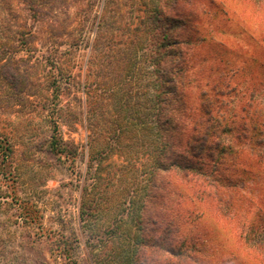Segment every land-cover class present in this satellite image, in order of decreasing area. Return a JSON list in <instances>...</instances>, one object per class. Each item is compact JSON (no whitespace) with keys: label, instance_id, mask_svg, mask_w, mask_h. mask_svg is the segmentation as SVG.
<instances>
[{"label":"rangeland","instance_id":"374dc122","mask_svg":"<svg viewBox=\"0 0 264 264\" xmlns=\"http://www.w3.org/2000/svg\"><path fill=\"white\" fill-rule=\"evenodd\" d=\"M174 4L169 0L165 6L163 24L167 26V38L173 41L190 36L192 41L186 52L189 64L181 74L177 101L168 95L166 104L167 108H183L170 113L180 123L181 140L187 138L193 125L192 117L199 107L202 91L221 93L213 103L214 109L223 115V126L234 129L220 135L225 152L212 151L213 156L204 157L202 164L192 158L188 160L201 167V175L190 172L180 176L173 168L156 166L160 158L158 125L154 119L156 101L149 99L148 104L155 109L149 113L152 131L142 138L144 155L134 168L122 170L125 175L120 182L116 181L118 189L115 185L113 188L121 195L123 184L136 183L137 215L144 228H155L148 221L160 212L164 196L165 214L158 218V228L147 234L160 236L167 228L174 239L187 237L186 243L197 258L196 264H264V135L251 139L254 130H264V118L258 120L257 116L258 110L264 109V0H180L183 14L190 21L188 26L196 33L188 31V27L184 31L174 26ZM175 49V43L167 47V64L175 58ZM86 50L80 49L75 55L79 64L75 71L80 78H83ZM100 62L101 57L97 59L96 71L102 66ZM142 66L150 69L145 63ZM37 87L42 94L44 86ZM30 99L29 114L11 113L1 119L14 144L11 168L17 177L0 185V194H9V204L0 207V264H95L90 258L96 254L95 248L100 256L108 253L111 256L117 247L132 250L125 241L103 245L99 237L100 226L106 224L104 220L112 205L109 202L115 199L108 187L102 199L109 198L99 205V211L90 221L96 231L78 217L83 183L92 170L90 145H100L102 135L97 133L95 142H91L82 119L77 117L73 122L67 118L59 122V136L61 142L73 143L75 148L60 156L53 154L47 149V139L53 129L47 109L41 108L37 97ZM64 100H70L78 112L83 94L80 90L69 91ZM168 141L173 158L180 148L173 147L177 140L172 134ZM101 161L100 166L106 167L99 173L104 176L125 163L117 154ZM93 165L99 166L97 159L92 160ZM105 181L101 180V188L105 187ZM174 190L181 194L182 200L177 213L173 211L174 203L169 202L174 198ZM20 200L31 202L40 211L42 234L38 233L36 222L28 226L8 220L7 216L19 209ZM247 237L252 244L245 242ZM147 244H150L149 251L154 250L152 243ZM58 248L64 252L61 258L57 256ZM148 256L154 257L149 253Z\"/></svg>","mask_w":264,"mask_h":264},{"label":"trees","instance_id":"16d2710c","mask_svg":"<svg viewBox=\"0 0 264 264\" xmlns=\"http://www.w3.org/2000/svg\"><path fill=\"white\" fill-rule=\"evenodd\" d=\"M168 1L0 0V185L6 181L13 182L17 177L11 168L14 144L1 125V119L11 113L29 114L27 107L32 102V96L37 97L42 109H47L49 122L53 125L52 134L47 139L49 152L60 156L75 148L73 143L61 142L59 136V122L67 118L73 122L77 117L82 119L87 139L91 142H95L97 133L102 135L100 145H90L91 158L97 159L99 166H92L91 160L92 170L83 183L78 217L89 229L96 231L91 228L90 221L99 211V205L106 203V198H109L102 199L108 187L115 199L109 202L112 205L104 220L106 224L100 226L102 231L99 237L103 245L106 242L111 245L125 241L132 246V250L117 247L111 256L109 253L100 256L95 248L96 254L90 256L95 264L197 262L186 243L189 241L187 237L174 239L169 236L167 228L160 236L155 235V232V236L147 234L158 228L160 215L165 214L167 201L164 196L160 212L148 221L155 228H144L137 215L139 206L135 198L139 192L136 183L132 180L133 185L130 183V187L123 184L121 195H117L116 188H113L116 181L120 182V178L125 175L122 170L134 168L144 155L142 138L152 131L149 113L154 107L148 104L149 99L156 101L157 114H154V119L158 125L160 156L156 166L173 168L180 176L190 172L201 175V167L192 165L188 160L192 158L201 163L204 157L213 156L212 151L225 152L226 147L221 144L220 135L234 129L231 126L225 128L223 115L214 109L213 103L221 93L202 91L199 107L192 117L193 125L189 128L187 138L181 140L180 123L177 124L170 113L183 108H167L166 104L169 102L168 95L170 98L173 96L174 102L177 101L181 74L189 64L186 52L192 46V41L190 36L173 41L167 38V26L163 24V18ZM173 2L176 6L174 26L184 31L188 27V31L196 33L188 26L190 21L183 14L185 12L180 0ZM173 43L176 46L175 58H171L167 64V47ZM180 47L183 49L178 52ZM80 49H87L83 78L75 71L79 65L75 55ZM100 57L102 62L99 65L102 63V66L96 71L97 59ZM143 63L149 65L150 69L145 70ZM38 85L44 86L42 94L38 91ZM150 89L152 93L148 92ZM77 90L83 94V103L80 110L75 112L70 100L64 99L69 91ZM257 116L258 120L264 118L263 108L258 110ZM170 134L177 140L173 147L180 148L173 158V148L168 141ZM251 135V139L255 135L262 137L264 130L257 128ZM113 154H117L125 163L115 166L111 173L108 170L105 176L101 175L99 170L106 167L100 166L101 160ZM102 179H106L104 188L100 187ZM5 194H0V207L9 204V194ZM173 195L174 198L169 202L174 203L173 211L177 213L181 210V194L174 190ZM100 207L104 209V206ZM8 216V220L14 219L12 223L19 221L29 226L36 222L38 233H43L39 223L42 216L31 202L20 200L19 209ZM245 242L252 244L249 237ZM147 243H152L154 250L149 251L150 244ZM57 250V256L63 257V249ZM148 253L154 257H149ZM163 255L166 256L161 259Z\"/></svg>","mask_w":264,"mask_h":264}]
</instances>
